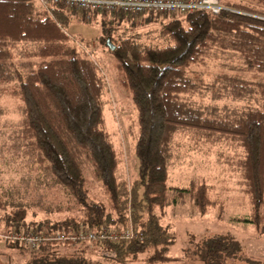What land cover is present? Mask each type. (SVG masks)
<instances>
[{
    "label": "trees",
    "instance_id": "1",
    "mask_svg": "<svg viewBox=\"0 0 264 264\" xmlns=\"http://www.w3.org/2000/svg\"><path fill=\"white\" fill-rule=\"evenodd\" d=\"M219 1L218 14L194 10L165 20L157 13L0 0V98L11 86L7 92L20 102L21 119L11 129L8 151L10 160L22 158L19 181L0 185L3 230L50 234L124 229L133 222L143 232L130 242L46 243L34 250L7 242L26 264H84V248H104L120 264L145 253L151 264L179 259L165 255L176 238L162 223L166 210L190 204L206 215L221 204L206 181L169 184L178 133L240 149L230 162L250 206L241 220L264 233V78L246 75L264 74V0ZM74 19L98 23V42L117 61L118 83L132 103L137 166L130 179L119 175L121 159L106 126L108 83L85 52L94 50V41L69 34ZM144 26L149 28L139 29ZM223 99L244 104L217 103ZM89 177L106 200L89 197ZM52 193L68 203L71 214L64 219L50 217L61 210L44 204ZM194 245L203 264H264L247 257L229 236L205 237Z\"/></svg>",
    "mask_w": 264,
    "mask_h": 264
},
{
    "label": "rangeland",
    "instance_id": "2",
    "mask_svg": "<svg viewBox=\"0 0 264 264\" xmlns=\"http://www.w3.org/2000/svg\"><path fill=\"white\" fill-rule=\"evenodd\" d=\"M223 1L248 2L249 0ZM171 17H173L171 14H165L163 18L166 20ZM148 28L149 26H144L139 29L147 30ZM67 31L76 38L94 41V50L85 52L87 57L99 64L101 72L108 83L104 95L106 100V126L121 159L119 175L130 179L137 166L132 149L133 135L137 128L132 103L117 80L115 71L117 61L98 42L97 38L102 34V30L94 20L85 22L74 19L68 26ZM213 71L216 70L213 69ZM246 75L264 78V74L248 73ZM8 87L6 88L5 97L0 98V109L3 110V114L0 115V185L4 188L17 183L22 176L21 156L10 160L11 154L8 151L11 144V139H9L11 129L21 119L20 102L12 97L10 92H7L12 88L11 86ZM209 101L208 99L207 102ZM217 103L231 106L244 104L229 99H223ZM253 104L261 106V104L254 102ZM172 151L173 158L169 166V184L186 185L191 179L206 181L212 188V196L218 199L221 207L211 209L206 215L198 214L190 204L168 208L166 215L162 218V223L163 225L169 224L172 227L176 238L174 244L166 250L165 255L178 257L179 259L158 264H203L193 254L194 244L200 243L205 237L217 235L229 236L235 239L241 245L242 252L247 257L264 263V233L257 232L252 224L241 220L249 214L250 206L247 197L242 192L239 171L230 162L234 155L240 152V149L235 150L227 144L210 145L196 140L190 134L178 133L173 139ZM87 187L91 199L106 200L100 186L91 177H89ZM44 204L61 206L60 211H54L50 216L53 219H64L71 214L66 209V206H68L66 199H62L55 193L44 196ZM45 215L43 211H39L40 217ZM129 223L135 225L133 222ZM2 225L0 224V264H18L20 257H17L14 251L9 254L1 241L8 242L1 236L7 233L3 230ZM24 253L26 252L24 251ZM82 254L85 260L84 264H120L115 259L114 254L104 248L96 251L84 248ZM147 254L136 255L128 261V264H151L146 262ZM9 255L12 256V259H8ZM232 263L243 264L239 261H230L227 264Z\"/></svg>",
    "mask_w": 264,
    "mask_h": 264
},
{
    "label": "built area",
    "instance_id": "3",
    "mask_svg": "<svg viewBox=\"0 0 264 264\" xmlns=\"http://www.w3.org/2000/svg\"><path fill=\"white\" fill-rule=\"evenodd\" d=\"M47 6L52 3L64 2L69 9L86 11H106L124 13H157V14H185L194 10H202L218 14L223 7L219 0H38ZM3 239L12 243H19L28 249H37L46 243H72L77 241H111L130 242L142 239L143 232L140 227L129 223L124 229L103 226L100 229H82L78 231L56 233H32L27 230L10 231L1 235Z\"/></svg>",
    "mask_w": 264,
    "mask_h": 264
},
{
    "label": "crops",
    "instance_id": "4",
    "mask_svg": "<svg viewBox=\"0 0 264 264\" xmlns=\"http://www.w3.org/2000/svg\"><path fill=\"white\" fill-rule=\"evenodd\" d=\"M1 241L4 243L5 248H7V249H5V248H3V249L9 251V254H11V252L14 251V252L16 253L17 257H20V254H18V250H17V248H11V247L8 246L7 242H5V241H3V240H1ZM86 242H87V241H86ZM88 243H92V242H91V241H88ZM76 247H77V246H76ZM76 247H72L71 250H72V251H75ZM2 251H3V250H2ZM8 259H12V256L9 255V256H8ZM5 260H6V259H5ZM10 261H11V260H10ZM18 262H19L18 264H26L27 261L24 260V259H22V258L20 257V260H18Z\"/></svg>",
    "mask_w": 264,
    "mask_h": 264
},
{
    "label": "water",
    "instance_id": "5",
    "mask_svg": "<svg viewBox=\"0 0 264 264\" xmlns=\"http://www.w3.org/2000/svg\"><path fill=\"white\" fill-rule=\"evenodd\" d=\"M106 44H107V46L110 48V49H114V45L112 44V42L109 40V39H107L106 40Z\"/></svg>",
    "mask_w": 264,
    "mask_h": 264
}]
</instances>
